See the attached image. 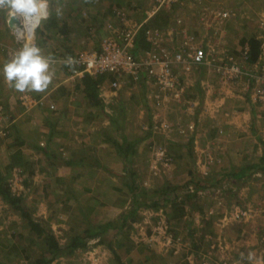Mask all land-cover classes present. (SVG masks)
Listing matches in <instances>:
<instances>
[{
	"label": "crops",
	"instance_id": "0c3cea01",
	"mask_svg": "<svg viewBox=\"0 0 264 264\" xmlns=\"http://www.w3.org/2000/svg\"><path fill=\"white\" fill-rule=\"evenodd\" d=\"M242 1L226 7L228 0H204L201 9L185 0L167 10L164 27L181 16L195 23L197 34L198 14L242 9L237 6ZM129 3L110 4L102 20L110 19L114 8L127 7L132 19L142 21L152 0L143 12V1ZM137 9L139 19L133 16ZM63 20L64 29L43 30L40 49L46 47L49 56L57 57L92 47L89 39L73 44L68 38L81 31L83 18H72V23ZM235 24L226 25L222 32L226 47L234 52L239 49L230 48L227 37L228 28ZM259 30H250L237 42L264 34ZM10 33L0 22V186L6 182L9 193L4 198L0 188V264H186L187 260V264H200L199 256L211 245L215 261L242 263L244 259L246 264L247 260L259 264L252 257L264 234V171L242 173L264 157V147L260 151L264 142L262 123L255 120L243 88L219 86L215 79L209 80V74L192 68L185 78V97L192 106L187 104L185 109L170 101L157 112L149 90L140 84L113 91L111 76L71 77L64 66L56 65L48 90L28 93L41 98L42 104L26 107L20 100L25 93L10 88L3 76L10 57L4 55L1 41L10 35L13 40ZM203 83L209 84V89L204 84L208 91ZM211 89L216 92L211 94ZM50 103L55 110L48 108ZM155 116L177 128L153 134L150 124ZM188 122L195 123L196 132L180 133ZM212 122L215 128L210 127ZM248 122L249 135L241 136ZM219 128L225 135H219ZM156 147H165L173 159L168 168L160 167L158 176L150 170L151 149ZM206 148L223 157V162L202 175L200 162ZM235 198L258 212L249 222L228 220L223 225L222 215L232 209ZM158 219L168 223L179 239L177 244L165 246L151 234ZM47 234L57 242L54 254ZM76 241L80 244L75 246Z\"/></svg>",
	"mask_w": 264,
	"mask_h": 264
},
{
	"label": "built area",
	"instance_id": "2783aa9c",
	"mask_svg": "<svg viewBox=\"0 0 264 264\" xmlns=\"http://www.w3.org/2000/svg\"><path fill=\"white\" fill-rule=\"evenodd\" d=\"M124 1L127 4L130 2V0ZM184 1L152 0L150 8L144 11L145 16L142 21L132 19L127 7L114 8L112 17L104 20L105 31L99 35L96 45L76 54L52 57L55 61L53 66H64L71 77L111 76L110 88L113 91H118L128 84H140L149 90L148 97L157 112L165 110L170 101L185 108L187 104L192 106V102L185 97L187 89L185 78L188 77L192 68H196L209 74V80L218 81L219 86L243 88L242 92L253 109L255 120L261 122L264 128V34L258 32L254 35L260 43L261 52L258 60L250 64L248 40H245L240 45V49L234 52L228 50L224 39L225 34H222L226 25L243 21V12L240 9H209L201 12L198 14L200 17L197 21L201 29L197 34L194 32L195 23H189L181 16L176 17L174 24L168 27L150 28L146 26L147 21L158 11L162 9L169 11ZM187 1H191L200 8L204 4V0ZM260 22V25L257 27L255 25L254 28L262 31L264 30V19ZM37 29L35 30V44L38 46ZM10 30L17 45L14 54L23 46L24 41H17L12 29ZM140 33H143L148 46L145 50H136ZM69 57L76 61L72 66L65 63ZM204 84L209 89V84L203 83V90H205ZM30 96L32 97L28 93L21 96L20 100L24 106L35 107L42 104L41 98ZM48 108L55 110V105L50 103ZM153 120L150 124V131L153 134L164 135L177 128L172 121L158 120L157 116L155 119L153 117ZM210 127L215 128V123L212 122ZM196 130L195 123L188 122L183 129H180V133H192ZM218 133L225 135L223 128H219ZM197 136L203 137L204 133L197 132ZM261 138L264 142V137ZM151 151L150 170L154 176H158L161 172L160 167L168 168L173 159L165 147H156ZM202 154L203 159L200 162V167L203 169L202 175H205L211 166L223 162V157L216 155L211 148L204 149ZM261 204L264 208V200ZM231 205L232 209L222 215L223 225L228 224V220L249 222L258 212L251 207H246L244 200L239 198H235ZM260 212L263 213V210ZM151 234L160 238L165 246H173L179 241L174 237L168 223L163 220L158 219L156 224H153ZM259 244L255 248H258L255 250L256 257L253 256L252 260L264 264V234L261 235ZM214 249L215 246L211 245L208 252L201 253L200 264H246L244 259L242 263L235 259L215 261ZM188 262L189 260L186 264ZM247 262L253 263L248 260Z\"/></svg>",
	"mask_w": 264,
	"mask_h": 264
},
{
	"label": "clouds",
	"instance_id": "9594fccd",
	"mask_svg": "<svg viewBox=\"0 0 264 264\" xmlns=\"http://www.w3.org/2000/svg\"><path fill=\"white\" fill-rule=\"evenodd\" d=\"M0 12H6L8 20H19L20 26H13L12 32L17 41H24L3 66L6 83L19 93L46 92L55 77V61L35 44V30L50 16L49 0H0ZM65 63L72 66L76 61L69 57Z\"/></svg>",
	"mask_w": 264,
	"mask_h": 264
},
{
	"label": "rangeland",
	"instance_id": "374dc122",
	"mask_svg": "<svg viewBox=\"0 0 264 264\" xmlns=\"http://www.w3.org/2000/svg\"><path fill=\"white\" fill-rule=\"evenodd\" d=\"M88 1V0H87ZM96 2L95 4L91 2H84L82 4L83 0H49V10H50V16H53L55 21H59V26L63 27V19L69 18V22L72 23V18L73 19H85V21L81 24V27H79L81 30L80 32H75V34L70 35L68 38H70V41L74 44H83L84 39H89L92 41L93 45H96V41L101 33L99 30L100 28V22L104 21L102 20V15H106L108 11V6L110 4L116 3L118 0H93ZM143 1L141 4V10H143L149 6V3L151 0H140ZM226 7H235L236 6V0H228V5H225ZM223 6V7H225ZM239 8L243 13V21L238 22V24L231 25L228 28V33H230L227 37V39L230 42L229 47H236L235 49H240V44L237 42L239 39L244 36V34L249 33L250 30H253L257 21H260L261 19H264V0H243L239 5ZM150 8V6H149ZM148 8V9H149ZM107 9V10H106ZM146 9V10H148ZM141 10L137 9L135 10V14L133 15L135 19H139L141 17ZM59 12V14H58ZM177 12V11H176ZM105 13V14H104ZM8 17L6 12H0V22L8 26ZM67 23V22H66ZM244 23V24H241ZM67 25V24H66ZM92 27L93 29L89 30L88 28ZM233 33L231 34V32ZM11 34V33H10ZM11 37V35H10ZM10 37H3L2 38V47L3 48V53L7 57L12 58L13 52L16 49L17 45L15 42L13 43V40ZM37 41L41 38L36 35ZM237 38V39H236ZM86 40V41H87ZM57 40H55L56 42ZM233 41V42H232ZM240 41V40H239ZM59 42V41H58ZM237 42V44H236ZM239 44V45H238ZM92 45V46H93ZM42 53L45 54L46 56H49L50 53L47 52L46 47L42 49ZM127 86V85H126ZM215 85H213L214 87ZM130 87V86H129ZM133 87V86H132ZM122 88L120 89V91ZM129 93H133V90L130 88H127ZM216 92V89H211V94H214ZM241 93H238V96ZM244 96V95H243ZM181 107V106H180ZM184 108V107H183ZM247 108V107H246ZM186 109V108H185ZM130 115V114H129ZM148 116L146 117V122H147ZM132 122V121H131ZM258 123V122H257ZM261 123V122H259ZM258 123V124H259ZM249 122L247 123V126L242 130L241 136L244 135H249V129H248ZM261 137H264V128H261ZM264 145L260 146V151L263 150ZM251 146L249 147V149ZM248 149V151H249ZM257 157V156H256ZM255 159V157H254ZM257 183V182H256ZM254 183V186L257 188L259 187L258 183ZM259 237V242H260ZM258 242V244H259ZM260 245V244H259Z\"/></svg>",
	"mask_w": 264,
	"mask_h": 264
},
{
	"label": "trees",
	"instance_id": "16d2710c",
	"mask_svg": "<svg viewBox=\"0 0 264 264\" xmlns=\"http://www.w3.org/2000/svg\"><path fill=\"white\" fill-rule=\"evenodd\" d=\"M85 1L86 2H91L92 4L96 3L93 0H88V1L87 0H83L82 4L85 5V3H84ZM168 15L169 14H168L167 10L162 9V10L158 11L152 18H150L148 20L146 26L150 27V28H156V27H162V26L164 27V24L166 22H168V20H169V16ZM84 21H85V19H84ZM161 24H162V26H160ZM60 29L62 30L64 28L60 27L59 26V22L55 21L53 16H51L46 21H44L42 23L40 28L37 29V33L36 34L38 35L39 38H41L44 35L43 30H44V32H46V31H50V30L56 31V30H60ZM88 29L91 30L93 28L89 27ZM99 30L101 31V33H103L105 31V24H104L103 21L100 22ZM246 40H248V44H249V58H248V61H249L250 64H252V63H255L258 60L259 56H260V52H261L260 51V43L255 39L254 36H252V37H250V38H248ZM243 42L244 41H242L240 43V45H242ZM136 46H137L136 50H139V49L140 50H145V49L148 48L147 43L145 42V40L143 38V33H140V36L137 39ZM135 53H137V52H135ZM85 78L88 79V80L92 79L89 76H86ZM91 82H93V81H91ZM259 169L264 171V157L261 158L259 163L255 164V165L248 166L246 171H244L242 174L245 175V176L246 175L249 176L252 172L254 173V171H257ZM0 188L3 189V192H4V194H2L3 197L7 198L8 194H9L7 192L8 191V184L6 182H4V183L2 182V185L0 186ZM38 232L41 233V231H38ZM46 236H47L46 237L47 238V243L52 248L51 250H53L52 253L54 254V252L56 251V248H57V242H56L55 238L52 235L47 234ZM74 244L76 246L77 244H80V243H78L76 241Z\"/></svg>",
	"mask_w": 264,
	"mask_h": 264
},
{
	"label": "water",
	"instance_id": "95a60500",
	"mask_svg": "<svg viewBox=\"0 0 264 264\" xmlns=\"http://www.w3.org/2000/svg\"><path fill=\"white\" fill-rule=\"evenodd\" d=\"M13 26H20V22L17 19L8 20V27L13 30Z\"/></svg>",
	"mask_w": 264,
	"mask_h": 264
}]
</instances>
